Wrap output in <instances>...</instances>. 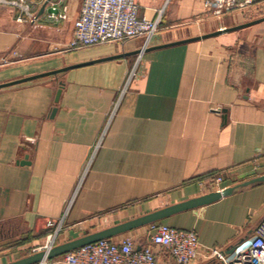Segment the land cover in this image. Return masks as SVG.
Returning <instances> with one entry per match:
<instances>
[{
  "label": "crops",
  "instance_id": "0c3cea01",
  "mask_svg": "<svg viewBox=\"0 0 264 264\" xmlns=\"http://www.w3.org/2000/svg\"><path fill=\"white\" fill-rule=\"evenodd\" d=\"M52 2L69 7L66 22L34 21L43 1L30 0L31 15L0 5V84L72 68L0 89V228L20 236L18 252L59 224L77 239L211 193L203 182L221 172L220 189L232 194L159 223L198 233L190 264H222L209 252L237 246L233 255L264 218V182L239 186L264 176V23L143 53L128 83L139 54L112 58L143 40L68 49L82 0ZM136 4L140 19L161 17L151 47L233 26L205 0ZM125 235L150 244L148 226ZM154 250L160 264H175ZM17 251L1 264L23 258Z\"/></svg>",
  "mask_w": 264,
  "mask_h": 264
},
{
  "label": "built area",
  "instance_id": "2783aa9c",
  "mask_svg": "<svg viewBox=\"0 0 264 264\" xmlns=\"http://www.w3.org/2000/svg\"><path fill=\"white\" fill-rule=\"evenodd\" d=\"M29 2L30 0H0V5L20 7L22 13L31 15ZM205 6L215 14H221L243 5L227 0H205ZM47 13L48 20L58 25L66 22L70 17L69 7L60 6L59 3L52 1L48 4ZM33 19L35 21L37 18ZM19 20H22L21 16ZM160 24V16L157 19H140L136 0H82L78 18L74 23L73 38L68 48L78 50L111 43L125 45L132 40L144 39L143 53L151 46L153 38L160 31ZM132 76L133 74L129 76L128 83ZM118 105L119 100L113 104L111 115L116 113ZM216 111L221 112V109L216 108ZM223 180V173H214L203 182V186L211 192H222L224 190L220 189V185ZM148 228L150 244L146 246L140 247L138 240L133 236L121 235L70 252L64 255V263L160 264L154 250L156 248L167 256L168 262L175 264H190L198 258L200 241L196 231L181 230L159 222L149 225ZM61 230L62 224H59L54 241ZM52 237L53 235L49 238ZM209 253L222 264H264V218L249 244L233 255L226 256L218 249Z\"/></svg>",
  "mask_w": 264,
  "mask_h": 264
},
{
  "label": "water",
  "instance_id": "95a60500",
  "mask_svg": "<svg viewBox=\"0 0 264 264\" xmlns=\"http://www.w3.org/2000/svg\"><path fill=\"white\" fill-rule=\"evenodd\" d=\"M51 1L52 0H47L44 3V5L42 6V8L39 12L38 17H41L44 15L46 8H47L49 2H51ZM262 22H264V18L256 20V21H252L249 23L241 24L238 26L225 28L223 30H219V31H216V32H213V33L201 36V37H197V38H193V39H189V40H183L180 42H175V43L166 44V45H162V46L149 47L145 51H143V53H146V52L158 49V48H163V47H168V46H172V45H176V44H182V43H186V42L203 40V39L215 37V36L221 35L223 33H230V32L238 31V30H241V29H244L247 27H251V26L260 24ZM141 53H142V50L137 51V52H133L131 54H126V55L122 54V55L113 57L112 59H118V58H122L124 56L137 55V54H141ZM70 69H72V68H70V67L69 68H63V69L52 71V72H49L46 74H41V75H37V76H32V77L14 80L11 82L2 83V84H0V89H5V88L13 87V86L28 84L34 80H37V79H40L43 77L59 76L65 72L69 71ZM59 84H60V88H59V90L56 94V98H55L56 103H58L60 100V96L62 94L64 82L62 81ZM54 113H55V111H54ZM259 182H264V176L255 178V179L250 180L248 182H245L239 186L240 187L241 186H249V185H252L255 183H259ZM239 186H237V187H239ZM235 189H236V187H232V188H227L222 192H211V193L205 194L203 196H200L198 198H194V199H191V200L179 203V204H175L172 206L164 207V208L158 209L154 212H151L149 214H146L144 216H141V217H138V218H135V219L114 225V226L104 228V229L99 230L97 232L84 235L82 237L68 241V242L63 243L61 245L52 246L50 248H47L44 251L36 252L32 255L23 257L17 261L10 262L7 264H43L46 261H51L53 259L62 257V256L66 255L70 252L78 250V249L85 247L87 245L97 243L99 241L106 240V239H113V238L119 237L121 235H125L127 233H130V232L137 230L139 228L149 226L153 223L161 222V221H163L169 217H172L176 214L212 204V203L220 200L222 197L232 194ZM236 247L237 246H233V247L229 248L226 252H223V254L226 256H229L231 253L234 252ZM138 249H140V248H138Z\"/></svg>",
  "mask_w": 264,
  "mask_h": 264
},
{
  "label": "rangeland",
  "instance_id": "374dc122",
  "mask_svg": "<svg viewBox=\"0 0 264 264\" xmlns=\"http://www.w3.org/2000/svg\"><path fill=\"white\" fill-rule=\"evenodd\" d=\"M227 1L228 2H232V3H236L235 0H227ZM66 2L67 3H72V2L73 3H77V2H80V0H66ZM228 14L229 15H226L227 17L225 18L226 19L225 23H227L228 25H233V26H230V27H234V26H238V25H241V24H245V23H249V22H252V21H256V20L264 18V2H262L260 4L254 3V4H249L248 6H244V7L241 6V7H238V8H234L233 10L229 11ZM35 18H37L36 20H38L40 18H44V19H47V20L49 19L47 11H46V13L43 16L35 17ZM262 23H264V22H262ZM262 23H260V24H262ZM54 24H56V23H54ZM212 24H214V23H212ZM215 29H216V27L212 26L211 30H209V31H212V30L214 31ZM160 30H161V28H160ZM159 33H160V31L158 32V34ZM158 34L153 38L151 46H152L153 42L155 41L156 37L158 36ZM137 40H141V39H137ZM142 40H143V44H142V48H143L144 39H142ZM111 44H118V45L122 46L121 43H111ZM142 48L140 50H142ZM142 58H143V53L137 55L136 58L134 59L133 66H132V72H131V74H133V76L135 74L136 67L142 61ZM108 225H110V224H106L105 223L104 226L99 225V226H97L98 227L97 229L102 230L104 228L110 227ZM15 231L18 232V231H20V229L16 228ZM8 232H9V229L0 228V257L3 256L4 254H8V255L9 254H13L15 251H17V249L19 247L22 246V244L21 245H17L18 242L20 241V236H18V237L14 236L16 238H12L13 235L8 233ZM64 232H65V230H63V231L61 230L58 233V236H57V238L54 241V236H55L56 230H53L50 234H48V236H46L42 240L38 241L30 249L21 248L19 250V252L18 251L17 252H18V254H20L21 257H26V256L32 255V254H34L36 252H40V251L46 250L49 244L53 245V246H56V245H61V244L66 243L68 241L74 240V238H75L74 236H71V237L70 236H65ZM52 235H53V237L51 238L52 241L48 243L47 240ZM79 236H81V235H79ZM79 236H77V237H79ZM10 257L8 256V257H6L5 260L4 259L0 260V264L4 263V261H6V262L9 261ZM43 264H65L64 263V256L56 258V259H53L51 261H46Z\"/></svg>",
  "mask_w": 264,
  "mask_h": 264
},
{
  "label": "bare ground",
  "instance_id": "6f19581e",
  "mask_svg": "<svg viewBox=\"0 0 264 264\" xmlns=\"http://www.w3.org/2000/svg\"><path fill=\"white\" fill-rule=\"evenodd\" d=\"M51 241H52V239H51V238H48L47 242L49 243V242H51ZM49 245H50V244H49ZM49 245H48V246H49Z\"/></svg>",
  "mask_w": 264,
  "mask_h": 264
}]
</instances>
